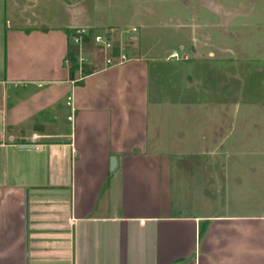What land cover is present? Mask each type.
I'll list each match as a JSON object with an SVG mask.
<instances>
[{"label": "crops", "instance_id": "crops-1", "mask_svg": "<svg viewBox=\"0 0 264 264\" xmlns=\"http://www.w3.org/2000/svg\"><path fill=\"white\" fill-rule=\"evenodd\" d=\"M173 1L0 0V264H264V150L243 143L241 154L211 120L202 142V111L162 108L186 104L187 59L213 45L211 13L226 2L182 0L189 15L162 23L174 28L162 54L145 21ZM76 26L88 32L80 44ZM101 32L127 39L129 59L108 64L117 55L94 41ZM172 161L174 189L198 182L205 162L231 167L208 178L226 212L172 201Z\"/></svg>", "mask_w": 264, "mask_h": 264}, {"label": "rangeland", "instance_id": "rangeland-1", "mask_svg": "<svg viewBox=\"0 0 264 264\" xmlns=\"http://www.w3.org/2000/svg\"><path fill=\"white\" fill-rule=\"evenodd\" d=\"M218 2H226L227 9L223 10L222 7L218 6L217 13H211L212 22H215L216 25L210 28L208 32L211 34L213 45L199 44L198 50L202 53L198 58L189 57L187 59L197 61L186 62L185 89L181 91L182 97L186 96V104L181 105L179 101L172 102V99L169 104L165 103L162 108L166 111L186 108L202 111L204 116L199 118L202 121L199 124L202 132L198 133L199 136H204L202 142L214 140L213 136L206 134L204 130L208 121L211 120L212 123L216 122L217 124V138L228 131V141H237L236 147L241 154H246L248 146L245 144L251 145L253 143L264 150V0H217V4ZM159 5H165L162 16L157 15L155 18L145 21L147 25L145 30L149 34L150 40L163 41L165 47L160 50L162 54H165V50L174 45L172 42L174 28L162 25V23L172 24L177 18L183 19L189 15V10L182 0L163 2ZM221 11L228 13L227 18H225V14L221 17ZM200 14L204 17L206 12L202 11ZM221 20H227L229 31L224 32V27H220ZM76 27L86 29L83 26ZM186 31L185 27L181 28L178 34L183 37L186 35ZM231 32H234V35ZM104 34L100 33L103 37ZM126 41L124 46L129 51L130 48L132 49L131 43L127 39ZM152 43L150 41L149 45ZM222 46L229 47L230 50L222 53L220 49ZM209 48L215 50L213 56L206 55ZM225 76L227 77L226 81ZM169 120L171 124L172 121H176V118L171 117ZM243 145L245 148H241ZM182 154V158L193 157L189 153ZM238 156H240L239 153ZM199 158L205 159L208 158V155L205 153ZM199 161L204 162L201 159ZM174 162L172 161L170 164V185L172 187L170 199L172 201L184 200L186 204L183 206L188 211L193 210L194 200H199L210 204L212 207L210 212H226L228 206L219 196L220 189H217L215 184H218L217 181L221 182L219 177H223L232 171L231 167L229 168L223 163L210 164L205 162L200 165L201 172L197 176L198 182H182V187L178 185V189H174L179 174L177 171L179 172L180 168V165ZM193 167L194 165L188 164L184 166L186 169ZM211 176H217V181L208 180ZM251 186L254 185L251 183ZM157 192L155 190V196H157ZM175 195L177 196L174 197ZM234 198L235 196L230 198L229 204ZM156 200L157 197H154L155 203ZM226 203L228 204V202Z\"/></svg>", "mask_w": 264, "mask_h": 264}, {"label": "built area", "instance_id": "built-area-1", "mask_svg": "<svg viewBox=\"0 0 264 264\" xmlns=\"http://www.w3.org/2000/svg\"><path fill=\"white\" fill-rule=\"evenodd\" d=\"M132 30H135L136 27H132ZM87 30L82 27H74L72 29V40L75 43H81L83 41L84 35L87 34ZM94 41L97 42L103 49L108 50L111 46V40L108 34H104V37L100 35V33H96L93 35ZM129 59V53L125 49L124 44L120 45L118 54L116 58L111 55H106V62L110 65L121 63L125 60Z\"/></svg>", "mask_w": 264, "mask_h": 264}, {"label": "trees", "instance_id": "trees-1", "mask_svg": "<svg viewBox=\"0 0 264 264\" xmlns=\"http://www.w3.org/2000/svg\"><path fill=\"white\" fill-rule=\"evenodd\" d=\"M108 36L111 40V43H112V46L108 49V50H112L114 51V53L117 55L118 54V50H119V47L120 45L124 44L122 43L119 39L117 38H113L110 33H108ZM77 69V66H76V60L73 58L72 60V65H70L69 67V70H70V73H71V76L74 75V72L75 70Z\"/></svg>", "mask_w": 264, "mask_h": 264}, {"label": "water", "instance_id": "water-1", "mask_svg": "<svg viewBox=\"0 0 264 264\" xmlns=\"http://www.w3.org/2000/svg\"><path fill=\"white\" fill-rule=\"evenodd\" d=\"M22 145H29V144H22ZM115 163H116V158L114 155H112L110 157V167L113 168L115 166Z\"/></svg>", "mask_w": 264, "mask_h": 264}]
</instances>
